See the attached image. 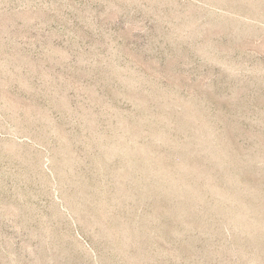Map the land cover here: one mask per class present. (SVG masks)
Returning a JSON list of instances; mask_svg holds the SVG:
<instances>
[{"label": "rangeland", "instance_id": "374dc122", "mask_svg": "<svg viewBox=\"0 0 264 264\" xmlns=\"http://www.w3.org/2000/svg\"><path fill=\"white\" fill-rule=\"evenodd\" d=\"M0 264H264V0H0Z\"/></svg>", "mask_w": 264, "mask_h": 264}]
</instances>
